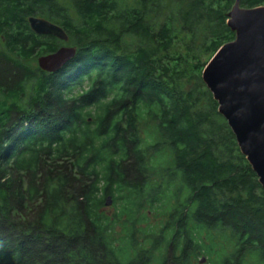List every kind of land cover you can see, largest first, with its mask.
<instances>
[{
  "label": "trees",
  "instance_id": "16d2710c",
  "mask_svg": "<svg viewBox=\"0 0 264 264\" xmlns=\"http://www.w3.org/2000/svg\"><path fill=\"white\" fill-rule=\"evenodd\" d=\"M69 1L0 0V264H264V188L202 77L235 0L198 45L187 0ZM31 15L77 49L56 72Z\"/></svg>",
  "mask_w": 264,
  "mask_h": 264
},
{
  "label": "water",
  "instance_id": "95a60500",
  "mask_svg": "<svg viewBox=\"0 0 264 264\" xmlns=\"http://www.w3.org/2000/svg\"><path fill=\"white\" fill-rule=\"evenodd\" d=\"M28 22L37 34L69 40L66 30L46 17L31 15ZM227 24L236 36L216 51L202 77L264 188V5L244 7L235 0ZM76 52L75 46L63 45L39 56L38 63L41 69L56 72ZM106 204H112L111 196Z\"/></svg>",
  "mask_w": 264,
  "mask_h": 264
},
{
  "label": "rangeland",
  "instance_id": "374dc122",
  "mask_svg": "<svg viewBox=\"0 0 264 264\" xmlns=\"http://www.w3.org/2000/svg\"><path fill=\"white\" fill-rule=\"evenodd\" d=\"M59 1L67 5L70 8L71 14H74L73 8L69 0H59ZM123 1L125 4H128V5H136L139 2V0H123ZM193 1L194 0H187L182 3H180L179 1L175 2V8L173 12H174V20L177 19V21L179 22H185L184 19H186V25H187L186 28L199 31L198 34L196 33L197 36H196V41L194 43V45H198L199 44L198 36L200 39L203 40L205 39V37L207 38V34L212 33V34L217 35L223 30V26L219 25L216 22V11L220 9L222 0L216 1L213 4V6L210 7L211 9L208 6L207 8L202 7L200 3H195L196 5L195 6L193 4ZM189 42H192V37H191V31L187 30L186 32L184 31V33H182L181 41L178 42L177 49L179 48V51H182V53H185L186 49L182 45H185L186 43H189ZM63 45H73V44H71L70 41L60 40V46H63ZM4 46H5L4 39L2 37V34H0V50L3 49ZM41 55L42 54H39L35 56L34 58H32L29 61V64L33 67L40 68L39 63H38V57ZM207 58H211V55L209 54L207 56L206 55L203 56V60H206ZM108 208L112 209L111 206H108Z\"/></svg>",
  "mask_w": 264,
  "mask_h": 264
},
{
  "label": "flooded vegetation",
  "instance_id": "af4514ba",
  "mask_svg": "<svg viewBox=\"0 0 264 264\" xmlns=\"http://www.w3.org/2000/svg\"><path fill=\"white\" fill-rule=\"evenodd\" d=\"M4 39V38H3ZM61 47V46H60Z\"/></svg>",
  "mask_w": 264,
  "mask_h": 264
}]
</instances>
